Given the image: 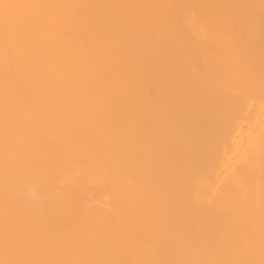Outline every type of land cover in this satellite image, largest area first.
Wrapping results in <instances>:
<instances>
[{"label":"bare ground","instance_id":"1","mask_svg":"<svg viewBox=\"0 0 264 264\" xmlns=\"http://www.w3.org/2000/svg\"><path fill=\"white\" fill-rule=\"evenodd\" d=\"M0 264H264V0H0Z\"/></svg>","mask_w":264,"mask_h":264},{"label":"rangeland","instance_id":"2","mask_svg":"<svg viewBox=\"0 0 264 264\" xmlns=\"http://www.w3.org/2000/svg\"><path fill=\"white\" fill-rule=\"evenodd\" d=\"M191 17H193V16H190V19H193V18H191ZM194 18H195V17H194ZM195 20H196V19H195ZM195 20H193V21H195ZM94 190H95V189H94ZM96 190H97V189H96ZM91 191H92V192H91ZM90 192L92 193V196H89V197H88V196H87L88 194L91 195ZM90 192H89V191H88V193L86 192V193H87L86 196H87L89 199L92 197V198L90 199V201H91V200H92V201H95V200H93V199H94V198H93V193H94L93 189L90 190ZM95 192H96V191H95ZM94 194H95V193H94ZM101 194H102V193H101ZM101 194H100V196H101ZM95 195H99L98 192H97ZM95 195H94V196H95ZM106 195H107V194H106ZM106 195H103V194H102V196L99 197V199H100V198L102 199V200L100 199V201H102V203H100V202L98 201V200H99V199H98V196L95 197V199H98V200L95 202V205H96V203L98 202V203H99V204L97 203L98 205L103 204V208H105L106 206H107L106 208L110 207L113 203H110V200L104 198V196H106ZM108 196H109V195H107L106 197H107V198L111 197V196H109V197H108ZM102 197H103L104 199H103ZM109 199H111V198H109ZM104 200H105V201H104ZM90 201H89V202H90ZM107 201H109V203H107ZM112 201H113V200H112ZM104 202H106V203H105L106 206H105ZM90 203H91V202H90ZM107 204H109V206H108ZM110 204H111V205H110ZM98 205H97V206H98ZM100 207H101V206H100Z\"/></svg>","mask_w":264,"mask_h":264}]
</instances>
